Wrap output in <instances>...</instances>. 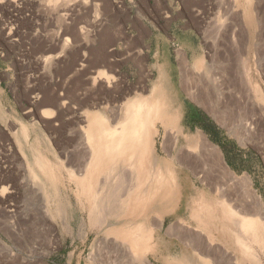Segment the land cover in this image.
Wrapping results in <instances>:
<instances>
[{
    "label": "rangeland",
    "instance_id": "rangeland-1",
    "mask_svg": "<svg viewBox=\"0 0 264 264\" xmlns=\"http://www.w3.org/2000/svg\"><path fill=\"white\" fill-rule=\"evenodd\" d=\"M4 70L11 79H5ZM0 79V118L12 120L14 129L19 124L30 131L0 132V264H233L174 234L180 245L162 247L159 239L168 242L170 234L155 226L168 201L162 213L143 205L119 217L112 210L103 225L89 222L94 192L79 190L76 175L88 156L80 145V127L94 111L116 128L122 120L116 110L128 99L152 94H166L162 118L176 122L175 131H168L158 120L156 157L187 179L178 184L171 205L179 204L181 214L198 206L218 210L226 226H213L222 242L213 237L212 244L221 243L236 256V264H264V232L251 243L252 256L236 224V215L264 219V208L252 199L244 201L242 183H230L223 191L226 180L210 172L202 181L176 158L203 132L232 170L249 177L248 191L264 202V0H169L166 5L160 0H0ZM33 139L39 148L18 147ZM129 152L119 154V164L126 159V166L138 173L137 156ZM190 153L186 160L197 170L203 160L215 162L202 147ZM103 164L100 174L109 167ZM47 189L46 201L42 194ZM182 194L185 202L180 203ZM148 196L135 194V199L143 202ZM56 199L64 206L58 209ZM198 222L190 214L173 224L184 234L197 232ZM129 225L153 234L154 254L142 256L138 249L130 257L120 250L122 243L132 245ZM158 253L162 260L156 259Z\"/></svg>",
    "mask_w": 264,
    "mask_h": 264
},
{
    "label": "bare ground",
    "instance_id": "bare-ground-1",
    "mask_svg": "<svg viewBox=\"0 0 264 264\" xmlns=\"http://www.w3.org/2000/svg\"><path fill=\"white\" fill-rule=\"evenodd\" d=\"M50 57L51 56H49L48 58ZM181 57L182 59L185 58V54L182 52ZM104 71L100 72L99 75H97L98 78H102L103 74H105ZM201 99L203 100V98ZM261 99L263 100L264 104V93L263 95H261ZM166 102V94L161 96L152 94L151 96L145 98L139 97L135 99H128V101L124 103V106H122V108L116 110V112L114 110L116 116H118L119 114L122 115V120H120L121 125L116 128H110L109 126L104 124V117L103 115H100V113L94 111L88 112V119H85L87 124L80 127L81 135H78L80 136V140H82V142H80V145L81 147H83V149L80 146L79 147L84 151V154L87 153L88 156L86 157L87 160L85 161V164L83 161H81L83 162L84 167L81 166L82 168H80L79 172H76V175L79 176V181L77 182L79 190H90L94 192L93 196L91 193V196L94 200L90 204L88 203L90 207L89 222L91 224L100 223L103 225L107 223L109 219L112 218V210H115L116 216L119 217L121 213H125L127 215L133 214L136 211L135 207L136 209H140V206L143 205H145L146 207L150 206L154 209V211L162 213L164 209H166L164 208V204L166 201H168L171 206L172 200H174L175 197L176 190L178 189V184L179 187H181L182 185V183H180L181 180H184L185 182L187 181V179H185L186 174L184 172H178L177 169L175 171L169 166L166 161L159 160L156 157V153L154 150L155 135L157 133L156 126L158 120H161L162 125H164L166 129L170 127L168 131L174 130L176 125V122L173 121L172 117H168L167 119L162 118L163 111L165 112V109H167ZM202 103L203 102H201V104ZM213 108V112L216 113L217 108H215V106H213ZM42 116L46 118L52 117V115L43 112ZM213 116H216L215 118L217 119L216 114H214ZM74 132L77 133V131L75 130ZM198 136L199 138L197 139L196 143L194 142L195 145H187L186 147L180 149V155L176 157L178 162L183 164L185 163L186 166L191 168V171L194 173V175L201 177L202 181L206 179V177L208 176L207 174H209L210 172L217 179H221L223 181L226 180L225 183H222L223 186L221 187V190L223 191L224 189L228 190V188L230 187V183H242L246 199H244V201L252 199V204L258 203L260 204V209L264 208V202L261 199V196L259 194H256L254 190L253 192L248 191V189L251 188V181L249 177L245 175L240 176L234 170H232L225 162L220 148L215 143L211 142L203 132H200ZM170 138L175 139V135L172 134ZM171 144H173V142ZM79 147H76V149H79ZM200 147H202L207 152L213 153L215 156V162L209 165V162L207 163L205 160H203L202 170H197V168L191 166V161L186 160V155H191V151L196 152ZM73 149H71V151ZM79 151H77V153ZM128 151H130L129 154L131 153L132 155L137 156V164L139 166L138 173H135L132 168L126 166V164H128L125 163L126 159L123 160L122 158L121 165L119 164L120 162L117 159V157H119V154L124 155L128 153ZM103 163H106V165H108L109 167H107L108 169L106 170V172L100 174L98 173V171L101 169L102 165H104ZM75 168H77V166ZM74 171V169H71L70 172L74 173ZM53 187L55 188L56 186ZM49 191L50 190L47 189V191L45 190L44 194H42L44 200L48 199L47 196L50 195ZM84 194L85 193L83 192L82 195ZM135 194L149 196L143 202H141L140 200L135 199ZM57 195L59 196V194ZM184 195L185 194H182L180 198L182 203L185 202V200H183ZM56 202H58V209L62 207L63 203L59 202L57 199ZM226 203L229 212L232 211L234 214L237 213L235 209L231 208V203ZM108 207H110V209H108ZM107 213H109V215ZM190 214L191 216L196 217L199 220L198 223L202 225L199 228L200 230L198 229L197 232L184 231L185 233H182V235L180 233H177V229H179L177 224L172 223L168 226V233L170 235L174 234L184 239L185 243L192 245L195 249H200L199 247H208L210 248V250L218 254V256H221L223 261L226 260L232 262L233 264H236L237 258L234 254L225 249L221 245V243L213 245L211 242L214 241V238H217L219 241H221V239L219 238L220 234L214 230L213 226H226V221L224 219L225 216L223 217L222 215V217H220V213L218 210H202L201 208H199V206L195 209L193 208ZM247 214L250 213L247 212ZM146 216L147 215H145L144 221L145 219L146 221L150 219L149 216ZM236 217L238 219V223L236 222V224H238V228L240 229V232H242L241 241H243L242 243L245 244L247 253L255 256L256 252L251 243L253 241L261 239L260 237H262V234L264 232V219L262 217L261 219H257V217L255 218V216L251 217L246 215H236ZM211 218H215V220L210 221ZM208 222L210 223L206 225V223ZM161 223L162 219L159 218V225H161ZM205 225L207 228L204 227ZM127 227L130 229L128 238L132 239V245L130 246V248H127V246H125V244L121 242L122 246L119 245L120 250L128 252L126 256L130 257L136 256L138 249L141 250L142 256H146L148 253L154 254L151 250L150 244V240L154 237L153 234H151V232L148 233L147 231H144L143 228L139 226L137 229H133L132 227H130V225ZM248 237L252 240L247 239ZM212 251L208 252V254H213ZM146 263L153 264L147 260ZM200 264L210 263L202 260Z\"/></svg>",
    "mask_w": 264,
    "mask_h": 264
},
{
    "label": "crops",
    "instance_id": "crops-1",
    "mask_svg": "<svg viewBox=\"0 0 264 264\" xmlns=\"http://www.w3.org/2000/svg\"><path fill=\"white\" fill-rule=\"evenodd\" d=\"M168 1L169 0H160V2L163 4V5H166V2L168 3ZM164 9V8H163ZM161 11H163L162 9H161ZM161 15H162V12L160 13ZM9 68V67H8ZM8 68H6V69H8ZM5 69V70H6ZM9 69H11V68H9ZM4 70V72H5V74L7 75V76H5L6 78L5 79H11V72H9V71H5ZM1 82H2V80L0 79V85H1ZM1 87V86H0ZM4 93V91H2V89H0V96H1V99L2 100H4L3 99V94ZM2 102V101H1ZM6 107V106H5ZM8 107H10V105L8 106ZM4 117V116H3ZM12 120H9V118H0V132H6V131H16V132H18V131H21V132H24V133H30V131L29 130H21V128L22 129H24V127L23 126H20L19 124H17L16 125V129H14L13 127H11V125L9 124L10 122H11ZM6 124V125H5ZM7 126H10L11 128H13L12 130H8V128H7ZM30 128V127H29ZM10 129V128H9ZM32 129V128H31ZM36 131L34 130V128L31 130V138H34L33 136H34V133H35ZM37 132H42V131H37ZM38 141H37V139H33V140H29V141H26V144L24 145V144H22L21 143V145L22 146H18V147H20V148H39L40 146H39V144L37 143ZM35 143H37V144H35ZM37 145V146H36ZM180 203H182V202H180ZM177 205H179V204H177ZM176 204H174L173 206L171 205V206H169V208L167 209V210H165L162 214H161V219H162V223H161V225H159V223H158V225H156L155 227H157V228H168V226L170 225V224H172V223H175V222H178V220L179 219H186V220H188V217H189V215L190 214H188V213H183V214H181L180 212H179V210H178V206H177ZM185 215V216H184ZM169 219V221H167ZM174 219H176V221H172V220H174ZM159 220V219H158ZM185 221V220H184ZM167 222H170L169 223V225H167L166 223ZM174 238V239H173ZM160 240V245L163 247V245H167V244H173V243H176V244H178V245H180V242H178V240H177V238L175 237V236H171L170 235V240H168V242L167 241H165L164 239H159ZM156 252H158L157 250H156ZM160 254V256H159V258H156V259H158V260H162L163 259V257H164V255H162V253H158V255ZM173 256H175V255H173ZM177 256V255H176ZM174 258H176V257H174Z\"/></svg>",
    "mask_w": 264,
    "mask_h": 264
}]
</instances>
